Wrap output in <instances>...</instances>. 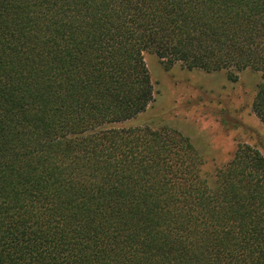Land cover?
Masks as SVG:
<instances>
[{"label": "trees", "instance_id": "1", "mask_svg": "<svg viewBox=\"0 0 264 264\" xmlns=\"http://www.w3.org/2000/svg\"><path fill=\"white\" fill-rule=\"evenodd\" d=\"M168 66L251 69L264 0H0V264H264V155L202 174L169 127L125 125Z\"/></svg>", "mask_w": 264, "mask_h": 264}, {"label": "rangeland", "instance_id": "2", "mask_svg": "<svg viewBox=\"0 0 264 264\" xmlns=\"http://www.w3.org/2000/svg\"><path fill=\"white\" fill-rule=\"evenodd\" d=\"M154 85L147 110L125 125L169 127L187 136L211 184L218 168L228 163L240 144L264 155V123L252 109L260 73L251 69L232 80L227 70L207 72L180 63L168 66L156 54L145 52Z\"/></svg>", "mask_w": 264, "mask_h": 264}]
</instances>
